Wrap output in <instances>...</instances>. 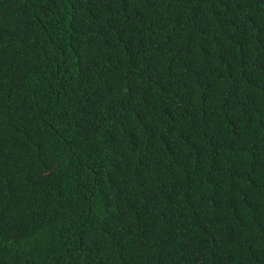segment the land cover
Instances as JSON below:
<instances>
[{
  "label": "trees",
  "instance_id": "obj_1",
  "mask_svg": "<svg viewBox=\"0 0 264 264\" xmlns=\"http://www.w3.org/2000/svg\"><path fill=\"white\" fill-rule=\"evenodd\" d=\"M0 264H264V0H0Z\"/></svg>",
  "mask_w": 264,
  "mask_h": 264
}]
</instances>
